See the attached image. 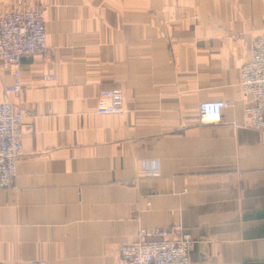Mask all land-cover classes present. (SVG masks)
<instances>
[{
  "label": "crops",
  "instance_id": "1",
  "mask_svg": "<svg viewBox=\"0 0 264 264\" xmlns=\"http://www.w3.org/2000/svg\"><path fill=\"white\" fill-rule=\"evenodd\" d=\"M16 7L42 8L48 38L9 94L24 147L0 189V264H121L141 227L189 234L191 264H264V128L244 126L240 86L264 0H0V15ZM13 82L0 59L1 92ZM101 88L124 110L99 114ZM216 99L222 121L201 124Z\"/></svg>",
  "mask_w": 264,
  "mask_h": 264
},
{
  "label": "built area",
  "instance_id": "2",
  "mask_svg": "<svg viewBox=\"0 0 264 264\" xmlns=\"http://www.w3.org/2000/svg\"><path fill=\"white\" fill-rule=\"evenodd\" d=\"M47 38L45 14L40 7H16L0 15V59L10 69L14 80L3 92L0 90V189L14 187L24 147L25 110L15 104L9 94H19L23 90L22 58L45 52ZM240 74L243 124L264 128V27L253 40L251 58L241 66ZM44 77L54 78L55 75L46 73ZM97 98L99 114L124 110V93L120 88H101ZM229 104L221 99L202 101L198 108L200 123H220L223 109ZM191 247L189 234L171 238L166 228L141 227L137 240L121 246L120 263L191 264Z\"/></svg>",
  "mask_w": 264,
  "mask_h": 264
}]
</instances>
